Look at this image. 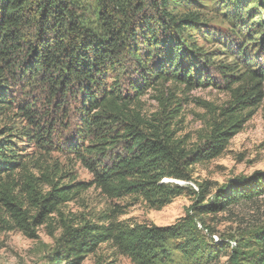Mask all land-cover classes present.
I'll return each instance as SVG.
<instances>
[{
  "label": "trees",
  "instance_id": "1",
  "mask_svg": "<svg viewBox=\"0 0 264 264\" xmlns=\"http://www.w3.org/2000/svg\"><path fill=\"white\" fill-rule=\"evenodd\" d=\"M92 1L0 0V110L21 117L28 129L20 133L23 138L48 151L50 123L43 125V117L33 114L35 103H20L15 111L8 93L15 86L36 88L50 103L58 97L59 111L74 97L80 105L78 134L63 148L93 174L90 183L65 184L54 164L28 165L16 132H0V209L30 236L31 220L42 224L92 184L110 197L166 205L185 188L170 181L191 180L192 164L220 155L243 128L244 112L264 97V0L222 1L220 14L232 37L227 60H218L221 49H210L221 36L210 25L208 0H94L95 8ZM169 82L231 93L221 120L195 150L175 138L167 103L150 119L135 109L146 90L161 91ZM207 192L198 193L194 213L169 226L65 225L58 264H80L86 252L108 240L138 263H168L170 239L187 260L209 264L231 245L205 235L198 226L205 224L201 215L264 196V172L230 180L209 200ZM227 264H264V225L239 239Z\"/></svg>",
  "mask_w": 264,
  "mask_h": 264
},
{
  "label": "rangeland",
  "instance_id": "2",
  "mask_svg": "<svg viewBox=\"0 0 264 264\" xmlns=\"http://www.w3.org/2000/svg\"><path fill=\"white\" fill-rule=\"evenodd\" d=\"M92 0H90L91 2ZM223 0H208V14L212 23L220 33L221 40H215L217 46L210 49H221L217 54L218 60H227L224 51L230 46L228 24L220 13ZM93 7L96 2L93 0ZM184 10V7L178 8ZM214 17V18H213ZM233 45V44H232ZM213 76L217 74L214 69ZM127 80L123 82L128 89ZM160 88V87H159ZM29 90V91H27ZM31 91V92H30ZM36 93L34 95L33 93ZM264 93V88H263ZM12 97L15 111L19 104L35 103L34 115L42 116L43 125L50 123L53 131L50 140L53 148L40 149L30 139L23 138L22 133L26 122L13 114H5L0 110V132L13 131L19 137L20 152L23 159L32 165L39 160L50 165L55 170L60 169L61 182L75 184L76 182L90 183L93 174L75 157L72 151L63 148L64 143L74 140L79 128V104L70 97L59 111L55 108L57 98L48 100L36 88L16 87L8 93ZM231 93L213 87L186 88L182 84L166 83L161 91L148 89L141 96L135 109L150 119L161 111V102L170 107L172 117L168 119L180 145L187 150H195L203 145L210 134L215 121L221 120L224 109L231 103ZM168 112V111H167ZM4 113V114H3ZM246 122L228 142L222 153L216 157L205 159L189 167L191 180H173L185 188L180 195L172 197L164 206H152L137 196L110 197L95 185L81 190L74 198L58 206V210L44 218L42 224L31 220L32 236L20 230L13 219L0 209V264H58L59 239L64 233L65 225H103L107 227L111 221L125 225L169 226L194 213L192 207L196 203L198 193L207 189L210 199L218 189L230 180L238 177H250L257 171L264 172V97L256 108L244 112ZM40 119H36L40 121ZM29 122V121H27ZM27 126V125H26ZM33 129L35 126L29 125ZM48 127V126H47ZM46 127V128H47ZM86 138L80 139L86 141ZM37 175L40 171L35 172ZM59 180V179H58ZM169 181L168 179H164ZM48 189V186H45ZM196 193V194H195ZM205 203V201H204ZM31 214L36 210L30 207ZM205 224L199 223L203 233L210 236L214 242L230 243L231 247L222 252L217 259L209 264H227L229 254L236 247L239 239L251 229L264 225V196L252 201H240L229 206L226 210L201 215ZM205 225V226H204ZM233 239V240H232ZM177 240L170 239L168 248L173 260L159 264H195L183 257L177 247ZM61 264H67L62 262ZM80 264H142L136 262L129 254L121 251L113 240L99 243L93 251L83 256Z\"/></svg>",
  "mask_w": 264,
  "mask_h": 264
},
{
  "label": "built area",
  "instance_id": "3",
  "mask_svg": "<svg viewBox=\"0 0 264 264\" xmlns=\"http://www.w3.org/2000/svg\"><path fill=\"white\" fill-rule=\"evenodd\" d=\"M167 182V181H166ZM170 182H174L173 180H171ZM175 183V182H174ZM177 183V182H176Z\"/></svg>",
  "mask_w": 264,
  "mask_h": 264
},
{
  "label": "water",
  "instance_id": "4",
  "mask_svg": "<svg viewBox=\"0 0 264 264\" xmlns=\"http://www.w3.org/2000/svg\"><path fill=\"white\" fill-rule=\"evenodd\" d=\"M178 184H180V183H178ZM181 185V184H180Z\"/></svg>",
  "mask_w": 264,
  "mask_h": 264
}]
</instances>
